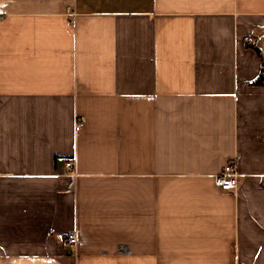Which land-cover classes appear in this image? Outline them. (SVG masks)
Returning <instances> with one entry per match:
<instances>
[{
    "label": "crops",
    "instance_id": "obj_1",
    "mask_svg": "<svg viewBox=\"0 0 264 264\" xmlns=\"http://www.w3.org/2000/svg\"><path fill=\"white\" fill-rule=\"evenodd\" d=\"M261 75L264 0H0V264H264Z\"/></svg>",
    "mask_w": 264,
    "mask_h": 264
},
{
    "label": "built area",
    "instance_id": "obj_2",
    "mask_svg": "<svg viewBox=\"0 0 264 264\" xmlns=\"http://www.w3.org/2000/svg\"><path fill=\"white\" fill-rule=\"evenodd\" d=\"M83 123L79 121L76 125L77 129L82 127ZM67 168L70 171H75V165L73 161H67L66 163ZM238 170L237 164L234 160L229 161L223 171H221L215 177V184L224 190H231L237 188L239 185L238 181ZM79 240V235L77 230H69L65 232L64 235V242L69 247L70 251H75Z\"/></svg>",
    "mask_w": 264,
    "mask_h": 264
},
{
    "label": "trees",
    "instance_id": "obj_3",
    "mask_svg": "<svg viewBox=\"0 0 264 264\" xmlns=\"http://www.w3.org/2000/svg\"><path fill=\"white\" fill-rule=\"evenodd\" d=\"M247 44H248L249 46H253V47L258 51V53H259L261 56H263L262 50H261V48H260L257 44H251V43L248 42V41H247ZM263 78H264V77L261 75V76L257 77L255 80H253L251 83H253V84H260V83H262Z\"/></svg>",
    "mask_w": 264,
    "mask_h": 264
}]
</instances>
